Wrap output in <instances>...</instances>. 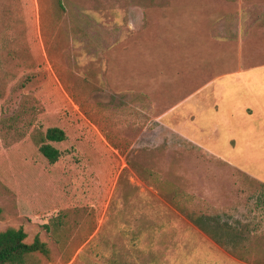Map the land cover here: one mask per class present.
<instances>
[{
  "label": "rangeland",
  "instance_id": "obj_1",
  "mask_svg": "<svg viewBox=\"0 0 264 264\" xmlns=\"http://www.w3.org/2000/svg\"><path fill=\"white\" fill-rule=\"evenodd\" d=\"M61 5L0 0V232L27 264H264V0ZM52 125L80 164L33 160Z\"/></svg>",
  "mask_w": 264,
  "mask_h": 264
},
{
  "label": "trees",
  "instance_id": "obj_2",
  "mask_svg": "<svg viewBox=\"0 0 264 264\" xmlns=\"http://www.w3.org/2000/svg\"><path fill=\"white\" fill-rule=\"evenodd\" d=\"M62 9L61 0H57ZM67 142L65 131L59 126H47L44 129L36 148L34 161H38L43 167L49 169L66 159L74 164L81 163L74 146H64ZM2 210L0 208V215ZM53 217L58 218V213L54 212ZM26 234L23 229L7 228L0 232V264H27L28 258L35 253L44 256L48 255V249L37 236L32 243H25Z\"/></svg>",
  "mask_w": 264,
  "mask_h": 264
},
{
  "label": "crops",
  "instance_id": "obj_3",
  "mask_svg": "<svg viewBox=\"0 0 264 264\" xmlns=\"http://www.w3.org/2000/svg\"><path fill=\"white\" fill-rule=\"evenodd\" d=\"M245 88H241L240 91H244ZM262 100L260 92L250 91L246 96L242 98L241 106L246 112H251L252 110L257 109L260 106L259 101Z\"/></svg>",
  "mask_w": 264,
  "mask_h": 264
}]
</instances>
